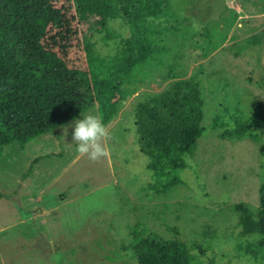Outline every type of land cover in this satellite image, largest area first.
Returning a JSON list of instances; mask_svg holds the SVG:
<instances>
[{
    "label": "rangeland",
    "instance_id": "1",
    "mask_svg": "<svg viewBox=\"0 0 264 264\" xmlns=\"http://www.w3.org/2000/svg\"><path fill=\"white\" fill-rule=\"evenodd\" d=\"M165 5L167 14L151 24V38L167 53L153 69L137 73L134 94L119 103L106 125L108 156L97 162L81 157L71 143L72 129L67 137L61 131L73 120L98 115L96 106L76 113L51 105L49 112L69 118L44 133L27 127L3 144L0 264H137L132 244L139 233L182 240L198 264H262L258 237L242 233L234 206L258 207L264 126L252 131L256 143L226 141L218 138L213 120L231 126V114L264 107V44L246 45L247 35L235 57L229 40L243 29L241 19L264 23V0H165ZM58 8L44 5L54 19L46 44L65 59L57 81L66 96L87 85L89 77L73 13ZM108 35L93 37L100 57L116 54L129 30L116 19ZM170 70L199 83L204 132L194 154L185 158L187 168L176 173L181 183L157 193V178L146 169L150 158L136 144L134 110L140 102L161 99L174 81L166 80Z\"/></svg>",
    "mask_w": 264,
    "mask_h": 264
},
{
    "label": "trees",
    "instance_id": "2",
    "mask_svg": "<svg viewBox=\"0 0 264 264\" xmlns=\"http://www.w3.org/2000/svg\"><path fill=\"white\" fill-rule=\"evenodd\" d=\"M56 5L58 11L71 10L85 56L89 83L65 91L59 88L57 76L65 67V59L46 44L54 28V19L44 5ZM165 0H0V150L13 135L27 127L44 133L64 123L69 115L49 112L51 105L75 112L92 106L107 125L115 116L119 103L135 92L137 73L151 70L167 53L164 45L152 40L151 24L167 14ZM260 14H264V11ZM119 19L129 30L119 40L111 57L96 54L93 37L107 33L111 21ZM241 19L240 32L229 40L238 57L246 45L264 44V23ZM108 37H111L108 35ZM204 37L209 38L208 34ZM210 40V38H209ZM222 40L212 43L213 51ZM166 80H174L161 99L155 103L140 102L134 110L136 144L140 154L150 158L146 169L152 171L158 185L157 193H165L181 183L176 173L187 168L185 158L192 156L202 136L203 96L200 85L170 70ZM231 126L213 120L219 129L218 138L226 141L258 138L253 129L264 126V107H253L248 115H230ZM258 154L264 159V141ZM234 209L239 213V225L245 235L258 237L264 264V184L259 188L258 207L254 211L245 204ZM137 264H198L188 245L180 239H165L159 234L139 233L132 244Z\"/></svg>",
    "mask_w": 264,
    "mask_h": 264
},
{
    "label": "clouds",
    "instance_id": "3",
    "mask_svg": "<svg viewBox=\"0 0 264 264\" xmlns=\"http://www.w3.org/2000/svg\"><path fill=\"white\" fill-rule=\"evenodd\" d=\"M71 131V143L75 144V150L81 157L89 161L97 162L108 156L106 140L109 137V130L102 122V118L95 114H87L81 119H76L70 125L62 127L63 137Z\"/></svg>",
    "mask_w": 264,
    "mask_h": 264
},
{
    "label": "water",
    "instance_id": "4",
    "mask_svg": "<svg viewBox=\"0 0 264 264\" xmlns=\"http://www.w3.org/2000/svg\"><path fill=\"white\" fill-rule=\"evenodd\" d=\"M66 195V193H63L59 196V199H62L64 196Z\"/></svg>",
    "mask_w": 264,
    "mask_h": 264
}]
</instances>
